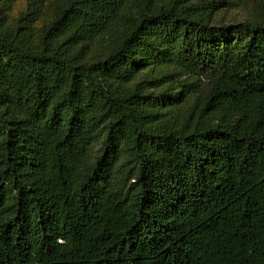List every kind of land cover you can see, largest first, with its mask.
<instances>
[{"label":"trees","instance_id":"16d2710c","mask_svg":"<svg viewBox=\"0 0 264 264\" xmlns=\"http://www.w3.org/2000/svg\"><path fill=\"white\" fill-rule=\"evenodd\" d=\"M17 1L0 264H264V0Z\"/></svg>","mask_w":264,"mask_h":264},{"label":"rangeland","instance_id":"374dc122","mask_svg":"<svg viewBox=\"0 0 264 264\" xmlns=\"http://www.w3.org/2000/svg\"><path fill=\"white\" fill-rule=\"evenodd\" d=\"M53 0H43L44 6L49 7V5L52 3ZM246 7L245 9L239 8V9H225L224 11L220 12L218 14V20L222 22H240L244 21L247 18V10H249V6L255 1V0H240ZM26 10V1L25 0H18L15 5L13 6L11 17L15 18L20 13L24 12ZM46 20V18H44ZM38 23V26L42 25V21Z\"/></svg>","mask_w":264,"mask_h":264}]
</instances>
